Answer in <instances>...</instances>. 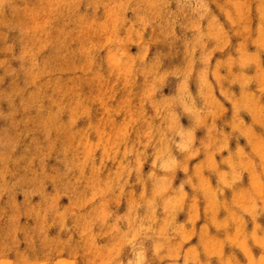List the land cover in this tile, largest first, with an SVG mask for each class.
<instances>
[{"label":"rangeland","instance_id":"obj_1","mask_svg":"<svg viewBox=\"0 0 264 264\" xmlns=\"http://www.w3.org/2000/svg\"><path fill=\"white\" fill-rule=\"evenodd\" d=\"M0 264H264V0H0Z\"/></svg>","mask_w":264,"mask_h":264}]
</instances>
